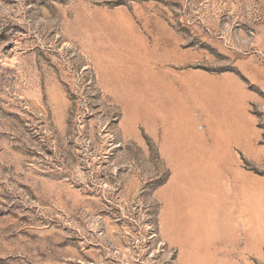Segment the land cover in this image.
Returning <instances> with one entry per match:
<instances>
[{
	"label": "rangeland",
	"instance_id": "374dc122",
	"mask_svg": "<svg viewBox=\"0 0 264 264\" xmlns=\"http://www.w3.org/2000/svg\"><path fill=\"white\" fill-rule=\"evenodd\" d=\"M0 264H264V0H0Z\"/></svg>",
	"mask_w": 264,
	"mask_h": 264
}]
</instances>
